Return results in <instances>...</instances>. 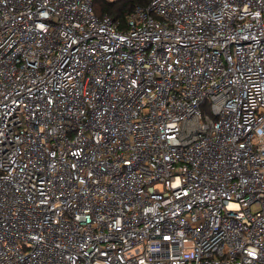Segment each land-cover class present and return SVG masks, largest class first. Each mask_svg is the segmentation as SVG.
<instances>
[{"label": "built area", "instance_id": "2783aa9c", "mask_svg": "<svg viewBox=\"0 0 264 264\" xmlns=\"http://www.w3.org/2000/svg\"><path fill=\"white\" fill-rule=\"evenodd\" d=\"M0 264H264V0H0Z\"/></svg>", "mask_w": 264, "mask_h": 264}, {"label": "trees", "instance_id": "16d2710c", "mask_svg": "<svg viewBox=\"0 0 264 264\" xmlns=\"http://www.w3.org/2000/svg\"><path fill=\"white\" fill-rule=\"evenodd\" d=\"M151 0H123L120 2H108L106 0H92L93 7L99 16L107 13L113 18L119 19L125 26L126 16L135 5H146Z\"/></svg>", "mask_w": 264, "mask_h": 264}, {"label": "rangeland", "instance_id": "374dc122", "mask_svg": "<svg viewBox=\"0 0 264 264\" xmlns=\"http://www.w3.org/2000/svg\"><path fill=\"white\" fill-rule=\"evenodd\" d=\"M204 111L210 113V108H209V106H204Z\"/></svg>", "mask_w": 264, "mask_h": 264}]
</instances>
